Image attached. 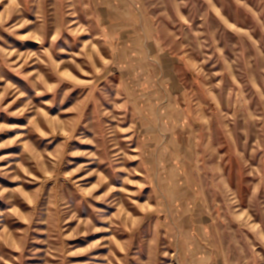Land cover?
Wrapping results in <instances>:
<instances>
[{
    "label": "rangeland",
    "instance_id": "obj_1",
    "mask_svg": "<svg viewBox=\"0 0 264 264\" xmlns=\"http://www.w3.org/2000/svg\"><path fill=\"white\" fill-rule=\"evenodd\" d=\"M0 264H264V0H0Z\"/></svg>",
    "mask_w": 264,
    "mask_h": 264
}]
</instances>
